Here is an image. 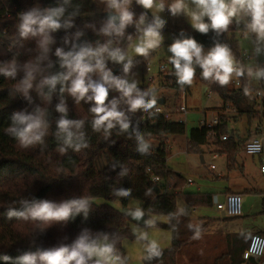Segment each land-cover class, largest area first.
Returning a JSON list of instances; mask_svg holds the SVG:
<instances>
[{
    "label": "trees",
    "instance_id": "1",
    "mask_svg": "<svg viewBox=\"0 0 264 264\" xmlns=\"http://www.w3.org/2000/svg\"><path fill=\"white\" fill-rule=\"evenodd\" d=\"M35 1L0 0V67L13 61L17 65L15 78L5 77L0 73V264H18V258L24 254H38L62 245L70 246L85 231L90 239L97 242L101 238L106 239L114 246L115 254L120 257L121 264H127L129 256L124 241L129 238L136 239L138 236L131 228L130 215L116 208L112 203L118 200L123 205H127L133 198L141 202L142 209L149 216H168L167 222L156 223L172 233V245L168 248L160 247L161 256L151 260L145 259L146 252L144 263L183 264L181 258L185 245L196 244L197 238L193 237L197 232H202V228L198 224L186 223L187 218L178 212V192H183L186 203L195 207L213 206L216 194L213 191H184L185 184L189 183L188 179L186 180L181 173L170 168L167 163L168 142L173 136L186 134L185 122L167 118L164 113L154 110L152 112L155 115H149L142 110L131 112L128 111V105L121 101L118 107L125 112L130 121V128L127 131H121L117 125L105 137L103 130L97 132L92 128L91 105L84 101L77 103L65 92L63 100L67 108V118L84 122L80 131L83 132L88 147L82 148L79 152L73 148H67L65 152H61L60 149L65 146L62 140L56 137L57 121L61 116V113L56 110L57 104L61 102L60 85H57L56 91L50 98L46 95L47 86L37 90L36 85L45 76L62 71L58 57L55 55L56 48L68 51L72 43L77 45L105 43L109 37L101 34L100 29L108 17L105 12L99 11L95 0H69L67 4L64 0H40L38 6ZM134 3L135 5L132 6V11L135 13L134 19L146 12L147 23L151 22L153 15L149 9ZM60 5L66 9L63 19H68L69 15L77 9L78 14L72 17V27L62 28L52 33L54 43L50 45L48 58L40 62L43 71L35 74L34 87L29 90L26 97L20 90V81L26 75L24 66L30 61L35 62L41 52L37 46L38 38L25 40L19 37L18 13L33 7L44 9ZM239 31H245L244 22L237 24L234 21L228 31L220 35L212 30H209L207 34H201L186 25L184 28L173 30V41L181 38L180 33L183 32V38L192 37L203 47H213L214 41L227 44L241 61L243 52L240 53L236 37V32ZM78 32L81 33L79 37H77ZM137 32L136 27L132 25L126 29L124 37L112 39L118 41L120 48L125 49ZM66 39L68 43H65ZM146 58L147 56H139L135 62L144 64L148 69L145 64ZM118 65L108 64L113 74L117 76L123 72V67ZM194 68L195 76L204 80L200 67L194 65ZM166 73L167 83L171 88L179 91L189 90L190 86L181 87L177 84L173 66ZM262 79L264 82V77ZM204 81L223 96L224 104L231 101L237 107L240 102L243 105L248 101L249 108H252L248 109L250 117H264V108L262 113L260 109L254 108L259 105V100L254 93H249L246 83H243L241 88H237L230 87L229 84L220 86L214 81ZM138 87L141 90H149L147 85H138ZM154 89L157 96L158 89ZM119 95L118 92L111 91L109 100L114 97L119 98ZM235 96L240 102L235 101ZM164 99L167 103V99ZM37 108L46 113L47 133L43 137V143L24 148L8 132L10 118L15 112L26 110L31 113ZM241 111L244 112L243 109ZM219 119V123L214 126L215 136L212 143L219 146V151L226 153L228 168L232 170L238 166L236 156L241 143V134L236 130L229 132L227 128L229 120L223 116ZM136 132L142 134L150 143L149 153L142 155L137 152ZM210 132L209 127L192 128L188 136V151L201 153L203 151L200 150L201 145L211 144ZM225 133L231 134V138L222 140L220 135ZM251 136L250 130L244 142ZM101 158L108 162L104 167L101 164L100 167L98 165V160ZM122 172L125 174L121 175ZM155 176H159V179L154 180ZM168 184H171V188L167 187ZM120 189H130V195L127 197L116 195ZM99 197L104 201L97 202L96 198ZM81 198L89 201L87 215L81 211L66 221L43 222L31 218L24 220L8 217L9 210L24 211L33 202L40 200L60 204ZM252 235L243 232L232 233V243L228 250L223 252L218 260L206 264H243V252L249 245ZM191 256L187 258L193 261L195 258L192 259ZM5 257L8 259L6 260ZM93 261H89V264H93ZM191 263L202 264L198 258ZM37 264L40 262L37 261Z\"/></svg>",
    "mask_w": 264,
    "mask_h": 264
},
{
    "label": "clouds",
    "instance_id": "2",
    "mask_svg": "<svg viewBox=\"0 0 264 264\" xmlns=\"http://www.w3.org/2000/svg\"><path fill=\"white\" fill-rule=\"evenodd\" d=\"M68 2L69 0H64L65 4ZM102 2L106 4V11L109 15L100 33L109 39L105 43L97 42L95 46L91 43L79 45L72 43L68 51L56 48L55 55L58 57L62 71L45 76L36 85L37 90L47 86L48 98L56 91L57 85H60L61 102L57 104L56 110L61 113V116L57 121L56 137L62 140L65 146L60 149L61 152H65L67 148H73L79 152L82 148L88 147L84 134L80 131L84 122L67 118V108L63 100L65 92L77 103L84 101L91 105L92 128L97 132L103 130L105 137L117 125L121 131H127L130 128V121L125 112L118 107L121 101L128 105V111L142 110L149 115H155L152 112L157 105L155 89L141 90L136 80L129 82L126 76L133 67V59L124 49L113 46L112 38L124 37L126 29L134 25L141 33L140 42L134 51L137 55L146 57L151 50L160 46L163 40L161 30L166 21L161 16L154 15L151 22L146 23V12L141 13L138 20L134 19L135 13L130 10L132 0H102ZM135 2L144 9H152L155 5V0H135ZM190 3L194 7L189 8L185 0H174L168 6V11L173 16L187 13L190 16L191 26L201 34H207L209 30L217 35L223 34L228 31L234 21L239 24L248 18L245 23V38L250 33H254L257 44L264 43V0H190ZM155 6L159 11L165 10L163 3ZM65 11V7L60 5L44 9L33 7L18 13L19 37L25 40L38 38L37 46L41 52L35 62L30 61L24 66L26 75L20 81V90L26 97L29 90L34 87L35 74L43 71L40 62L48 58L50 45L54 43L52 33L73 26L72 17L78 14V9L73 11L68 19H63ZM80 35L81 33L78 32L77 37ZM180 36L181 38L174 39L168 47V52L171 53L169 63L174 67L177 84L181 87L192 85L195 77L194 65L200 67L204 80L214 81L220 86L228 85L234 76L241 77L245 74L244 69L238 66L227 44L214 41V46L205 53L203 45L199 44L196 39L183 38V32ZM65 43H68L67 39ZM256 53H260L259 47L256 48ZM109 62L121 64L125 76L114 75L112 69L108 67ZM16 70L15 61L0 67V73L5 77L15 78ZM248 74L253 73L249 71ZM255 76L264 77V68L258 69ZM111 91L118 92L119 98L114 97L109 100ZM10 119L8 132L22 147L28 148L37 143H43V137L48 129L45 111L39 108L31 113L26 110L18 111L13 113ZM136 140L137 152L142 155L149 153L151 145L139 132H136ZM124 174L125 172L121 173V175ZM130 191V189H120L116 195L127 197ZM88 206L89 201L86 198L73 199L60 204L40 200L33 202L24 211L9 210L8 217L24 220L31 218L43 222L66 221L81 211L87 215ZM130 215L135 220H140L145 213L140 207H136ZM145 223L149 227L154 226V221L151 219ZM199 236L200 233L197 232L193 238H199ZM139 239L148 240L145 259L151 260L161 256V248L157 240H149L146 232H141ZM93 258H95L94 261ZM5 259L8 258L5 257ZM37 261L40 264H89V261H93V264H121L120 257L115 254L112 244H100L90 239L86 231L70 246L62 245L38 254H24L18 258V264H37Z\"/></svg>",
    "mask_w": 264,
    "mask_h": 264
},
{
    "label": "rangeland",
    "instance_id": "3",
    "mask_svg": "<svg viewBox=\"0 0 264 264\" xmlns=\"http://www.w3.org/2000/svg\"><path fill=\"white\" fill-rule=\"evenodd\" d=\"M39 1L40 0L35 1L36 6L39 5ZM95 2L99 11H103L105 13L107 12L106 4L103 3L102 0H95ZM134 2L135 0H132L130 10H132L131 7L135 5ZM173 2L174 0H155V5L163 3L165 10L159 11L155 5L152 9H149L153 16L159 15L165 19L166 24L161 30L163 40L160 46L151 50L145 59V64L148 66V69L145 68L144 64L135 62L139 57V55L135 53L134 49L140 42V32L135 34L132 42L124 49L128 56L133 59V68L127 74L126 78L129 82L136 80L138 85H147L148 89L157 88V96L167 99L165 107H169L171 109L175 118L182 119L185 122L186 134L173 136L169 141L170 143L168 142L169 147L167 159V163L170 168L181 173L186 180L192 179L194 181L192 183L187 182L185 184L184 191H213L217 194L220 201L224 199L225 190L228 187H231L233 190H226V193L231 191L235 192L236 190L243 191V207H247L249 210V214L246 216L235 218L227 217L218 211L215 204L210 207H201L206 212V215L222 216H219V218L210 217L207 221L198 220L194 223L201 226L202 232H200V236L197 238L196 244L192 246L185 245L181 261L183 264H192L191 262H195L198 258L201 260L202 264H206L218 260L219 256L223 252L227 251L224 235L229 232V229H239L243 231V233L246 232L245 234L251 235L256 232H260L258 229H264V173L261 171L264 154H248L244 150L242 144L244 143V140L250 130L253 132L256 125L261 123L264 126V117H250L248 109L251 110L252 108H249L248 101L242 105L236 96L234 97L235 101L240 102L237 107L231 101L224 104L225 100L223 96L218 91L212 89V86L209 87L206 82L198 76L194 77L189 90L182 89L179 91L168 85L166 72L170 71L172 68V65L169 63L171 53L168 52V47L173 42V30L184 28L186 25L193 28L191 26L190 16H188L187 13L173 16L168 11V6ZM185 3L189 8L194 7L191 5L190 0H185ZM139 16L136 20L139 19ZM205 19L207 22V18ZM247 19L248 18H245L242 22L246 23ZM147 21L146 16V23ZM244 32L245 31L236 32V37L240 46V53L243 52V58L240 61L237 59L236 55L233 54V56L238 62V66L244 69L246 76L245 74L241 77L234 76L229 83V86L241 88L243 83H248V86L246 85V87L249 89L247 88V90H250L249 93H253V88L251 87L259 85L255 72L258 69L264 68V43L258 45L257 41L253 38L252 33L245 38ZM113 46H118L116 41H114ZM257 47L260 48L259 54L256 53ZM203 48L206 53L211 47ZM245 51L257 55L258 58L245 60ZM109 63L112 66L116 65L112 62ZM162 64H166L167 66V70L165 72L161 71ZM118 66L123 67L121 64ZM255 68L256 70L252 72L253 74L249 75L248 70L251 71V69ZM118 76H125V73L122 72ZM236 81H239V84L236 85ZM248 100L250 101L249 96ZM182 104L187 106V113L179 110ZM254 108L259 109L258 106H255ZM242 109L244 112L241 111ZM218 116H223V118L229 120L227 126L229 132L236 130L241 134V143L236 156L238 166L232 170L228 168V156L225 152L219 151V146L217 144L212 143L214 142V137L211 135H209V141H211V144L201 145L200 150H203L201 153L199 151H188V136L191 129L194 127H200L203 120L211 121L212 118H216ZM215 152L219 153L216 158H214ZM202 155L204 157V162H202L201 159ZM211 163L216 164L215 169L210 167ZM100 164L104 167L108 164V162L101 158L98 160L99 167ZM245 188H249V190ZM182 193L179 191L177 195L178 212L184 217L190 219L192 217L191 215L193 210L186 203ZM96 201L102 202L104 199L99 197L96 198ZM114 202L118 206L116 208L126 211L129 215L131 211L136 209V207H140L142 209L140 201L135 198L131 199L127 205H123L118 200H115ZM200 211L202 210L198 209V212ZM130 219L131 228L138 237L136 239H126L124 242L127 255L129 256L127 264H145L144 257L148 240L139 239L141 232H146L149 240H157L162 248H168L172 245L171 231L156 223L168 221V216L158 215L156 221L149 218L146 214L140 220H135L131 215ZM149 219L154 221V226L149 227L146 225L145 222ZM98 243L104 244L108 243V241L101 238ZM192 253L194 254L192 255ZM187 256H191L192 259H195L191 261L187 258Z\"/></svg>",
    "mask_w": 264,
    "mask_h": 264
},
{
    "label": "built area",
    "instance_id": "4",
    "mask_svg": "<svg viewBox=\"0 0 264 264\" xmlns=\"http://www.w3.org/2000/svg\"><path fill=\"white\" fill-rule=\"evenodd\" d=\"M133 7H131L132 9ZM242 22V21H241ZM253 38L256 40V36L254 33H252ZM258 56L254 55L252 53H249L245 51L244 53V59L245 60H253L257 59ZM167 70L166 64L161 65V71L165 72ZM255 69H251V72L255 71ZM249 72V70H248ZM248 79V78H247ZM259 85L253 88L252 91L256 97L259 100V105H257L260 109V112H263V103H264V82L262 77L258 78ZM239 84V81H236V85ZM248 86V83H247ZM165 104H159L157 103L156 108L153 109L155 112L164 113L167 118H175L173 116V112L168 107H165ZM181 112H188V108L185 104H182L179 108ZM177 119V118H175ZM182 122H184L182 119H178ZM219 116L216 118H212L211 121L203 120L200 124V128L203 127H209L211 128L210 135L215 136L214 126H216L219 123ZM220 138L222 140H227L231 138V134L225 133L221 134ZM244 150L251 155H261L264 154V126L260 123L256 125L255 129L252 132V136L247 139L243 143ZM219 153L215 152L214 158L218 156ZM210 167L212 169L216 168L215 163H211ZM261 171L264 173V160L262 159V165H261ZM159 176H155L154 180H158ZM188 181L191 183L193 180L188 179ZM168 188H171V184L167 185ZM214 204L216 205V208L221 213L225 214L226 216H240L244 214L245 208L243 207V198L242 194L239 192H228L225 194V197L222 201L218 199L217 194L214 195ZM243 258L244 262L243 264H264V232H256L252 235L249 245L243 252Z\"/></svg>",
    "mask_w": 264,
    "mask_h": 264
},
{
    "label": "crops",
    "instance_id": "5",
    "mask_svg": "<svg viewBox=\"0 0 264 264\" xmlns=\"http://www.w3.org/2000/svg\"><path fill=\"white\" fill-rule=\"evenodd\" d=\"M170 143V142H169ZM203 162V161H202ZM177 172V171H176ZM179 173V172H178ZM219 177V176H218ZM192 182H194V181H192ZM191 182V183H192ZM229 189H231V190H233L231 187H228L226 190H229ZM245 189H248L249 190V188H245ZM225 190V194H226V191ZM234 190H236V189H234ZM198 191H200V190H198ZM236 192H239V193H241L242 194V192L243 191H240V190H236ZM113 205L115 206V207H118L117 205H116V203L115 202H113ZM140 206H141V202H140ZM190 208L193 210V213H192V217L190 218V219H188L187 217V222L186 223H195L196 221H198V220H208V218H210V217H216V218H219V216H222V215H219V216H209V215H206V212L201 208V207H195V206H190ZM198 209H200V210H202V211H200V212H198ZM143 210V209H142ZM144 211V210H143ZM197 211V212H196ZM144 213L149 217V218H151V219H153V220H155L156 221V218L158 217V215H156V216H149L145 211H144ZM249 214V210H248V208L247 207H245V211H244V214L243 215H240V216H227V217H230V218H235V217H242V216H246V215H248ZM223 215H225V214H223ZM226 216V215H225ZM167 222V221H166ZM264 229H258V231H263ZM234 232H243V231H241V230H239V229H232V230H230L229 229V234L228 233H226L224 236H225V242H226V250H228V248L231 246V243H232V237H231V234L232 233H234ZM247 232H249V231H247ZM246 233V232H245ZM125 242V241H124ZM218 243V242H217ZM145 256H146V253H145Z\"/></svg>",
    "mask_w": 264,
    "mask_h": 264
},
{
    "label": "water",
    "instance_id": "6",
    "mask_svg": "<svg viewBox=\"0 0 264 264\" xmlns=\"http://www.w3.org/2000/svg\"><path fill=\"white\" fill-rule=\"evenodd\" d=\"M105 15L108 17L109 13L106 12ZM79 42H80V40H79ZM157 103L162 104V105L165 104V99H164V97H157ZM201 159H202V161L204 162V157H203V155L201 156Z\"/></svg>",
    "mask_w": 264,
    "mask_h": 264
}]
</instances>
